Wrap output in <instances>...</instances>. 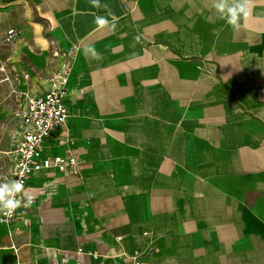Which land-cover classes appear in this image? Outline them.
<instances>
[{
    "label": "crops",
    "instance_id": "0c3cea01",
    "mask_svg": "<svg viewBox=\"0 0 264 264\" xmlns=\"http://www.w3.org/2000/svg\"><path fill=\"white\" fill-rule=\"evenodd\" d=\"M100 4L0 0L18 88L42 94L70 67L45 152L78 162L33 173L34 204L0 224V264H76L61 251L78 247L98 253L82 264L141 249L150 264H264V0L236 30L213 0Z\"/></svg>",
    "mask_w": 264,
    "mask_h": 264
},
{
    "label": "built area",
    "instance_id": "2783aa9c",
    "mask_svg": "<svg viewBox=\"0 0 264 264\" xmlns=\"http://www.w3.org/2000/svg\"><path fill=\"white\" fill-rule=\"evenodd\" d=\"M19 35L20 31L11 30L4 37V41L11 42L19 37ZM0 70L6 73L2 80H10L11 77L7 73L4 63L0 65ZM69 70L68 64L62 65L56 74L50 76L49 88L42 94L18 87L13 88V92L15 93L14 115L18 123L19 136L13 149L14 163L9 171V183L13 180H22L24 191L17 195L16 198L22 201L21 206L16 208L11 216H5L3 213H0V224L2 225L11 227L19 210L21 208L29 209L34 204V198L27 196L25 191L28 181L35 171L51 167L61 170L74 167V172L78 174L76 168L78 162L74 156H50L45 152L47 139L56 129L65 125L70 115V110L66 104L67 97L70 94L68 86ZM28 198L31 199V203L25 206ZM15 232L16 230L10 229L8 236L12 237ZM10 247L15 252H19V247L14 243H11ZM61 252L64 258H68L73 254L76 264H82L81 256L83 254L88 253L94 257L98 256L97 252L90 251L84 247H78L73 251L62 250ZM146 255L147 250L141 249L130 255L129 258L134 264H150L146 259Z\"/></svg>",
    "mask_w": 264,
    "mask_h": 264
},
{
    "label": "rangeland",
    "instance_id": "374dc122",
    "mask_svg": "<svg viewBox=\"0 0 264 264\" xmlns=\"http://www.w3.org/2000/svg\"><path fill=\"white\" fill-rule=\"evenodd\" d=\"M0 43V64L2 62L7 64V73L13 74V79L0 81V184H3L9 183V171L14 163L13 149L19 136L18 123L14 115L15 93L13 88L21 83H19V78L14 76L16 72L10 65L11 44L4 39ZM5 60L7 63L4 62ZM5 74L0 70V79Z\"/></svg>",
    "mask_w": 264,
    "mask_h": 264
},
{
    "label": "clouds",
    "instance_id": "9594fccd",
    "mask_svg": "<svg viewBox=\"0 0 264 264\" xmlns=\"http://www.w3.org/2000/svg\"><path fill=\"white\" fill-rule=\"evenodd\" d=\"M93 7H101L100 0H91ZM219 19H223L234 30L239 29L241 17L247 19L251 15V0H213L212 5ZM108 9V5H102ZM117 18L113 15L111 27L116 28ZM96 23L103 27L109 24V21L103 16L96 17ZM91 55L99 59L100 55L95 50L91 51ZM24 191L22 180H13L11 183L0 184V213L5 216H11L16 208L21 206V200L17 199V195ZM31 199L28 198L25 206L30 205Z\"/></svg>",
    "mask_w": 264,
    "mask_h": 264
}]
</instances>
